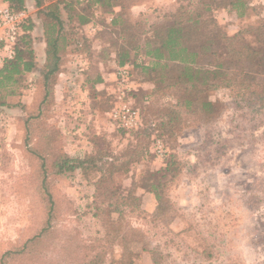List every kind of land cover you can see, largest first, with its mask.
<instances>
[{
	"label": "rangeland",
	"instance_id": "1",
	"mask_svg": "<svg viewBox=\"0 0 264 264\" xmlns=\"http://www.w3.org/2000/svg\"><path fill=\"white\" fill-rule=\"evenodd\" d=\"M27 1L22 23L27 16L34 23L35 67L19 83L0 90V258L17 251L6 264H119L125 244L119 236L105 237L98 214L104 203L94 197L98 174L79 167L58 173L54 163L61 157L81 159L108 145L120 154L133 145V133L116 128L110 118L116 106L126 104L156 119L170 103L178 106L175 92L155 96L152 85L141 81V49L151 25L175 12L179 3L191 9L199 0H112L111 6L42 0V6L58 5L64 37L60 71L48 82L47 96L41 74L43 25L34 0ZM247 3L242 17L225 5L212 9L221 33L233 35L264 18V0ZM78 15L88 21L79 24ZM246 36L254 44L253 36ZM122 48L129 50L127 62L133 64H124L125 78L115 61ZM102 73H108L103 83H95ZM210 99L221 102L216 117L198 122L193 114L184 115L173 136L155 138L146 156L130 163L127 172L113 174L115 186L135 184L134 202L141 212L126 207L124 219L146 232L164 264H264V104L234 97L228 89L212 91ZM156 139L162 155L155 152ZM170 153L179 163L165 190L171 208L155 221L156 200L148 185ZM43 178L54 201L50 227L22 249L46 224ZM127 247L132 264H152L138 243L130 241ZM97 254H102L98 262L93 260Z\"/></svg>",
	"mask_w": 264,
	"mask_h": 264
},
{
	"label": "trees",
	"instance_id": "2",
	"mask_svg": "<svg viewBox=\"0 0 264 264\" xmlns=\"http://www.w3.org/2000/svg\"><path fill=\"white\" fill-rule=\"evenodd\" d=\"M1 1L7 3L11 10H26L24 0ZM92 1L111 6L112 0ZM34 5L37 8V17L41 19L43 25L45 63L41 74L47 96L51 91L48 82L60 71L64 45V37L60 34V30L63 21L56 3L42 6V0H34ZM117 5L123 7L122 3ZM221 5L233 9L238 17L244 16L248 8L247 0H199L191 9L188 5L179 3L175 12L151 25L148 30L149 35L144 39L141 52L145 64L140 67L144 79L141 81L152 85L151 94L155 96L175 92L173 95L177 107L171 103L167 105L166 113L159 116L160 119L146 116L137 109L139 123L130 129L114 123L116 128L132 132L135 139L134 144L125 148L120 154L113 153L107 144L108 147H101L96 154L87 153L81 159L61 157V161L54 163L58 173L79 167L84 173L93 170L98 174L93 182L94 197L99 199L100 203H104L103 209L98 214L104 222L105 237L119 236L125 244L119 264H132L131 252L127 247L130 241L138 243L140 251L149 254L152 264L164 263L158 247L150 245L146 232L141 227L128 224L124 219L126 207L132 206L141 212L139 205L134 202V181L127 187L115 186L113 174L127 172L126 168L130 163H137L146 156L149 145L155 138L173 136V129L180 121L186 120L184 115L193 114L194 120L198 122H209L216 117L221 110V102L210 99L212 91L228 89L233 92L234 97L242 100L253 98L264 104V18H261L256 25H250L233 35H227L220 32L210 15L213 8ZM77 18L79 24L88 21L87 18L79 15ZM33 25V21L28 16L21 24L18 38L19 41L21 40V45H18L19 41H17L13 57L0 67V90L7 88L9 84L19 83L24 73L35 67L30 36ZM248 34L253 36L254 44L247 38ZM137 48V45H132V49ZM129 56V50L122 48L116 53V64L132 67L133 64L127 62ZM103 74L94 82H102L105 79ZM1 104L4 103L0 101ZM178 164L175 155L170 153L164 168L158 171L159 175L155 176L152 173L150 176L153 181L148 185V191L153 193L156 200L151 214V218L155 221L162 220L164 212H168L171 208L165 190L169 180L176 175ZM41 171L45 172L44 163L41 164ZM166 177L169 179H164ZM41 187L47 206L46 224L26 241L22 249L42 236L50 227L54 201L44 178ZM14 252L17 251L5 252L0 258V264H6V260ZM101 256L102 254H97L93 260L98 262Z\"/></svg>",
	"mask_w": 264,
	"mask_h": 264
},
{
	"label": "built area",
	"instance_id": "3",
	"mask_svg": "<svg viewBox=\"0 0 264 264\" xmlns=\"http://www.w3.org/2000/svg\"><path fill=\"white\" fill-rule=\"evenodd\" d=\"M25 16L24 10H11L7 3L0 0V67L14 55V47L17 44ZM127 70L126 65L119 67L118 75L125 78ZM110 118L125 128H133L139 123L138 111L126 104L114 107L110 112ZM154 146L155 152L162 155L163 147L159 139L155 140Z\"/></svg>",
	"mask_w": 264,
	"mask_h": 264
},
{
	"label": "crops",
	"instance_id": "4",
	"mask_svg": "<svg viewBox=\"0 0 264 264\" xmlns=\"http://www.w3.org/2000/svg\"><path fill=\"white\" fill-rule=\"evenodd\" d=\"M25 1V3H28L29 4V1H27V0H24ZM25 12H26V10H24ZM106 75H108V73H104L103 74V78L106 76ZM100 84H102L103 82H99Z\"/></svg>",
	"mask_w": 264,
	"mask_h": 264
}]
</instances>
